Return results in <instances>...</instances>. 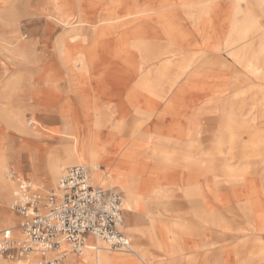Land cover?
I'll return each mask as SVG.
<instances>
[{"label": "bare ground", "instance_id": "obj_1", "mask_svg": "<svg viewBox=\"0 0 264 264\" xmlns=\"http://www.w3.org/2000/svg\"><path fill=\"white\" fill-rule=\"evenodd\" d=\"M74 1V13L46 15L62 29L53 48L65 70L50 67L45 77L38 73L24 91L14 93L29 109L38 111L42 121L57 122L60 129L52 131L40 120L28 129L20 107L10 101V94L19 90L18 78L10 77L1 86L2 123L36 146L43 145L39 154L23 149L15 162L53 185L54 194L60 193L61 176L74 165L91 168L92 184L119 185L124 194L122 208L134 216L128 235L146 239L168 255L183 251L175 242L178 234L199 237L201 233L179 220L173 226L148 215L151 202L165 209L169 204L158 198L160 181L180 186L191 216L201 223L226 224L217 208L221 205L264 227V23L256 15L259 11L264 16V0H255L256 9L247 11L242 8L244 0H229L220 24L212 22L211 14L218 0H157L154 5L128 0L122 7L121 0ZM82 1L85 9L80 7ZM14 8V0L0 8V25L12 34L6 43L12 47L10 55L25 61L34 54L33 45L22 39ZM177 9L188 22L185 31L168 17ZM148 22L154 30L151 35L167 40V47L159 48L154 39L149 48L139 46L148 35L143 32ZM241 83L246 87H239ZM202 85L211 87L206 99L214 96L208 109L190 104L191 95ZM52 103L57 112L47 111ZM100 106L106 112H98ZM128 114L140 115L146 132L155 134L151 147L139 149L131 144L139 136L141 122L129 129ZM194 121L199 124L195 134L191 131ZM179 143L186 148L179 149ZM237 153L240 160L233 165L229 159ZM29 185L46 194L41 186ZM13 187L0 167V207L14 194ZM228 198L236 201L235 206L229 205ZM143 214L151 220L149 225L143 224ZM19 222L13 213L0 209V228L10 227L14 236L22 238ZM67 247L49 251L47 257L65 251L64 264H139L138 260L147 264L144 250L132 244V252L114 251L102 240L87 237L79 254ZM191 248L196 253H215L211 264H218L220 250L214 244L194 243ZM39 258L32 252L12 264H38Z\"/></svg>", "mask_w": 264, "mask_h": 264}, {"label": "rangeland", "instance_id": "obj_2", "mask_svg": "<svg viewBox=\"0 0 264 264\" xmlns=\"http://www.w3.org/2000/svg\"><path fill=\"white\" fill-rule=\"evenodd\" d=\"M7 1L8 0H0V8H3V6L7 3ZM127 1L128 0H121V3H122L121 7L126 6L128 4ZM140 1L147 3L149 5H154L157 0H140ZM228 1L229 0H218L217 1L216 8H213V10L211 12V14H213L212 22L214 24H218V23L220 24V22L222 21V19H223V8L225 7V5L227 4ZM254 1L255 0H244V2L242 3L243 10L247 11L249 8L256 9ZM86 5L87 4L85 3V1L80 2L81 8L85 9ZM14 7H15L14 8L15 16L18 20L17 25L19 27V30L21 31V34L23 37L22 39L23 40H29L32 42L34 54L30 53L28 59H26L25 61H21L20 59H18L19 57L15 56V55H10V49L12 47L6 43H8L12 34L9 32L7 26L0 25V89H1V86L3 85L4 80H6L10 77L16 76L18 78L19 90L17 89V91H14L10 94V101H11V105H13V107H16V108L20 107V111H22V113H23L25 126L28 129H31L32 127H34L36 125V120H40L46 128H48L52 131H58L60 128H59V125L57 122L49 123V122L42 121L39 118L38 111L29 109L30 107L26 106L25 101L20 102L19 98L16 96V94L14 95V93L15 92L19 93L21 91H24V88L27 86V83L30 82V79H32V81H34L35 78L37 77L38 73L41 75H44V77H45V75L49 72L50 67H54L56 69L60 68V70L61 69L65 70L64 65L62 64L61 60L58 58L57 54L54 52V48H53V42L56 39V37L61 33L62 29H61V27H59L58 24L55 23L54 19L47 17L46 15L49 12H50V14H53V15H58L60 12L74 13L76 10L75 1L74 0H14ZM256 15H258L259 19L262 20L264 23V16L259 11H256ZM134 16H136V15L132 14L130 17H134ZM168 17H169V19H171V21H174L182 29V31L186 30L185 26L188 27V22L185 21V16L183 15L182 12H180L179 9L171 11ZM237 17L239 19L242 18L243 13L242 12L238 13ZM138 20L143 22L142 20H144V18H139ZM151 23L152 22H150L148 25H146V27L143 28V32L147 33L148 35L145 36L144 40L139 42V46L149 48V46H151V45H149L150 42L155 40L156 43H160L159 48L167 47V42H168L167 40H163V39H160L159 37L151 35L154 31L153 28L151 26H149ZM134 58H138L137 54H135ZM226 71H228V70H226ZM61 75H63V71H62ZM208 85L198 86L200 91L194 96L191 95V97H190L191 103L190 104H192V105L193 104H195V105L201 104L203 106L202 109H208L209 107H211V105L214 102L213 101L214 96L210 95V98L206 99L207 95H209L210 91H211V87ZM240 85H239V87H246L245 83H241ZM92 86H94V85H92ZM95 91H98L97 87H95ZM203 91H206V95H204V97L201 96V94H200ZM212 94H217V93L214 92ZM192 105H190L189 108H187L188 113L191 112ZM46 109H47V111H51V112H57V110H58L55 103L49 104V106L47 105ZM106 110H107L106 108L101 107V108H99L98 112L104 113V112H106ZM141 118L142 117L140 115H129L125 124L129 127V129H131L133 127V125L140 124V122L142 121ZM254 123L255 122L253 121V124ZM198 125L199 124H196L195 121H194V123H192V128H191L192 133L195 134V133L199 132ZM250 129H251L250 131H252L253 126ZM145 132H146V126L144 127V124H142V122H141V125L139 126V130H138L139 136L135 137L131 141V144L138 145L139 149H142L145 146H150L153 142L155 134H153V133L150 134L149 132H146V133ZM142 133H144V135H141ZM248 134H250L251 137H254L255 133L249 132ZM200 135H202V134H200ZM46 139H48V137H46ZM179 144H180L179 149H183V148L185 149L186 148L185 143H184L185 145L181 144V143H179ZM25 148L31 149L32 152H34V153L36 152L38 154L43 151V149H42L43 145L42 144L41 145L37 144V146H36L35 142L31 141L26 136H24L18 132H15V131L9 129L8 127H6L0 119V167L5 170V174L9 170H11L14 173H16L17 176L24 178L28 183H34L38 186H41V188H42L41 191L44 190L45 193H47L49 191H53V188H54L53 185L48 183L45 179L31 176V174L27 171V169H22V167L19 166L15 162L14 159L17 156V154L20 153ZM244 151L249 152L251 150H249V149L245 150L244 149ZM235 154H234V156H235ZM238 157H239V153H237V156L229 159V161L232 162V164L234 165V164L239 162L240 157L239 158ZM14 163H16V164H14ZM16 165H17V167H16ZM41 167H42V165H41ZM101 168L104 169V166H102ZM218 175H220V174H218ZM171 179H173V177H171ZM99 185L103 186L102 183ZM111 185H112L111 187H116L118 190H120L122 192L119 185L114 184V183H111ZM159 185H160V189H159V192L157 193L158 198L161 200H167V202L169 203L167 206L168 210H166L167 208L165 209V207L162 206L161 213L155 214L153 212L154 208L156 206H161V204H156V203L151 202L147 206V209L149 211L148 215L156 217V218L162 220L163 222H165V221L162 219V216L165 215L166 217H168V220H169V222H165V223H169L170 225L172 224L173 226H175L174 223L177 220L181 221L183 219V216L185 215V213L183 215V213L178 208H176L175 206L172 207L173 204L171 202L174 199V195H175L174 193L176 192V194H177V191H179L182 194V197L184 200H185V198L183 196V193L181 191L180 186L178 184H176L175 182H172L171 180H168L167 182L160 181ZM107 187H109V186H107ZM13 191H15V184L13 187ZM122 194H123V192H122ZM12 197H13V194L10 197V200L6 204H4L3 207H0V209H4L7 212L13 213L9 209V204H10V201L12 200ZM123 199H124V194H123ZM123 210H124V208H123ZM224 210L227 211L226 209H224ZM221 215L224 216L223 213ZM141 216H142L143 224L149 225L151 220L147 216H145L144 214ZM18 218L19 217L16 216V220H18ZM133 218H134V216L132 215L131 212L124 210L123 231L127 235L129 234L128 230H127L128 224L130 223V221ZM245 221H248V220H245ZM224 224H222V225H224ZM211 226H217V225H211ZM3 228H8V227H3ZM3 228H0V229H3ZM188 228H189V226H188ZM189 229L190 230L193 229V230H196L197 232H199L197 229H194L191 227ZM178 235H179V237L177 238V240L175 239L176 240L175 242H177V245H179L183 248L182 244L179 243V239L181 236H184V235H181V234H178ZM136 236L137 235H135V234H133L132 236L130 235L129 236L130 242L136 250L141 251V252L144 250V252L146 253L145 254L146 257L144 256L145 260H146L147 264H149V262H148V258H149V254H150L149 248L147 246H145V243H144V240H146V239H138V237H136ZM147 243H148L149 247H153L155 249H158L167 256H172V255H168L165 251H163L161 249V247L156 246V245H152L148 241H147ZM184 249L185 248H183V250ZM110 253L113 255H116V254L117 255H123V254L117 253V252H110ZM73 257L75 260H78L80 255H74L73 254ZM136 260H138V259L136 258ZM13 262L14 261L0 257V264H12ZM138 262H139V264H143L139 260H138Z\"/></svg>", "mask_w": 264, "mask_h": 264}, {"label": "built area", "instance_id": "obj_3", "mask_svg": "<svg viewBox=\"0 0 264 264\" xmlns=\"http://www.w3.org/2000/svg\"><path fill=\"white\" fill-rule=\"evenodd\" d=\"M89 174L85 165L71 166L59 180L60 193L43 195L9 170L7 177L15 184L9 209L20 217L17 228L22 238L11 228L1 229L0 257L20 262L35 252L40 255L38 264H62L65 251L53 257L47 252L67 245L79 254L87 237L102 240L110 250L132 252L130 238L122 230V193L92 184Z\"/></svg>", "mask_w": 264, "mask_h": 264}, {"label": "crops", "instance_id": "obj_4", "mask_svg": "<svg viewBox=\"0 0 264 264\" xmlns=\"http://www.w3.org/2000/svg\"><path fill=\"white\" fill-rule=\"evenodd\" d=\"M200 94L204 97L206 91ZM174 194V199L171 202L173 204L172 207L178 208L183 215L185 213L180 222L187 227L197 229L201 234L199 237L181 236L179 243L185 249L172 256H167L160 250L149 247L147 241L144 240L145 246L149 248V264H211L215 259L214 257H216L215 253H196L191 248L194 243L199 244L200 242L206 244L212 243L214 244V248H219L221 252L219 251L218 253V257L220 258H218V264H264V227L258 225V223L243 220L239 216V213H237L238 211L231 213L225 211L224 206L221 205L217 208L224 214L225 220L227 219L226 224L223 226L206 225L191 216V206L183 199L179 191H177V194L176 192ZM228 200L229 205L235 206L236 201L234 199L228 198ZM161 208L162 205L156 206L153 212L155 214L161 213ZM12 212L18 216L14 211ZM122 217L124 220V210ZM162 219L165 222H169L168 217L165 215L162 216Z\"/></svg>", "mask_w": 264, "mask_h": 264}]
</instances>
